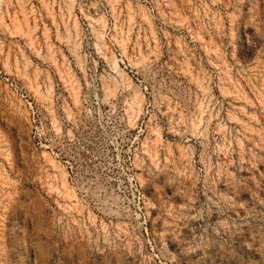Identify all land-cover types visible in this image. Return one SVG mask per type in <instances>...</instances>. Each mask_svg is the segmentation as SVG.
<instances>
[{
  "label": "rangeland",
  "instance_id": "rangeland-1",
  "mask_svg": "<svg viewBox=\"0 0 264 264\" xmlns=\"http://www.w3.org/2000/svg\"><path fill=\"white\" fill-rule=\"evenodd\" d=\"M0 264H264V0H0Z\"/></svg>",
  "mask_w": 264,
  "mask_h": 264
}]
</instances>
